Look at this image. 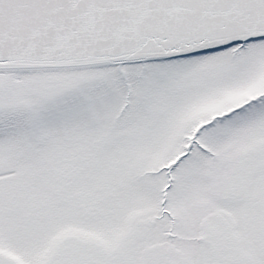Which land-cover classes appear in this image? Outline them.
Instances as JSON below:
<instances>
[{"label":"snow or ice","instance_id":"6c2138e0","mask_svg":"<svg viewBox=\"0 0 264 264\" xmlns=\"http://www.w3.org/2000/svg\"><path fill=\"white\" fill-rule=\"evenodd\" d=\"M0 264H264V0H0Z\"/></svg>","mask_w":264,"mask_h":264}]
</instances>
